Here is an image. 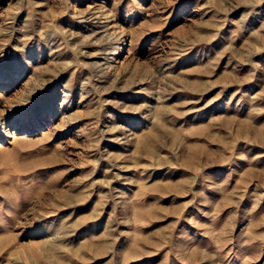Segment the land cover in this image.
I'll list each match as a JSON object with an SVG mask.
<instances>
[{
    "label": "rangeland",
    "instance_id": "1",
    "mask_svg": "<svg viewBox=\"0 0 264 264\" xmlns=\"http://www.w3.org/2000/svg\"><path fill=\"white\" fill-rule=\"evenodd\" d=\"M0 264H264V0H0Z\"/></svg>",
    "mask_w": 264,
    "mask_h": 264
}]
</instances>
